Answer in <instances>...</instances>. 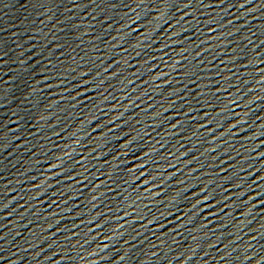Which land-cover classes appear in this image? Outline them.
I'll return each mask as SVG.
<instances>
[{
  "label": "water",
  "instance_id": "95a60500",
  "mask_svg": "<svg viewBox=\"0 0 264 264\" xmlns=\"http://www.w3.org/2000/svg\"><path fill=\"white\" fill-rule=\"evenodd\" d=\"M141 264H264V51L205 163Z\"/></svg>",
  "mask_w": 264,
  "mask_h": 264
}]
</instances>
